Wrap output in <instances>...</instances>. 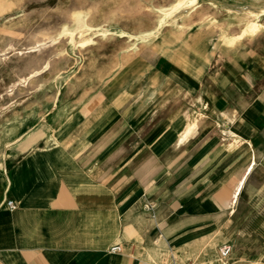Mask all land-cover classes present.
I'll list each match as a JSON object with an SVG mask.
<instances>
[{"label":"crops","instance_id":"crops-1","mask_svg":"<svg viewBox=\"0 0 264 264\" xmlns=\"http://www.w3.org/2000/svg\"><path fill=\"white\" fill-rule=\"evenodd\" d=\"M204 40L112 78L77 53L18 76L37 71L0 118V264H219L224 243L264 264V54Z\"/></svg>","mask_w":264,"mask_h":264},{"label":"rangeland","instance_id":"rangeland-1","mask_svg":"<svg viewBox=\"0 0 264 264\" xmlns=\"http://www.w3.org/2000/svg\"><path fill=\"white\" fill-rule=\"evenodd\" d=\"M165 38L220 39L225 51L249 43L264 54V0H0V118L31 96L25 92L36 71L18 76L44 60L54 59L45 64L46 80L73 53L88 55L86 64L99 70L107 65L112 78L139 55L161 54L153 44Z\"/></svg>","mask_w":264,"mask_h":264},{"label":"built area","instance_id":"built-area-1","mask_svg":"<svg viewBox=\"0 0 264 264\" xmlns=\"http://www.w3.org/2000/svg\"><path fill=\"white\" fill-rule=\"evenodd\" d=\"M8 206L11 209L15 208V203L12 200L8 201ZM112 251H121L122 250V246L121 245H115L111 248ZM232 252V245L230 243H224L220 246L219 249V254H220V258H219V264H228V259L229 256ZM170 264H178L176 261H173Z\"/></svg>","mask_w":264,"mask_h":264},{"label":"bare ground","instance_id":"bare-ground-1","mask_svg":"<svg viewBox=\"0 0 264 264\" xmlns=\"http://www.w3.org/2000/svg\"><path fill=\"white\" fill-rule=\"evenodd\" d=\"M218 42H220V39H219V41ZM217 42V43H218ZM40 46V44L38 43V42H36L35 44H33V45H31L30 46V48H29V51H37L38 50V47ZM222 51H225V47L223 46V49H222V47H219ZM36 73H37V71H36ZM33 74H31V76H32ZM238 194V193H237Z\"/></svg>","mask_w":264,"mask_h":264}]
</instances>
